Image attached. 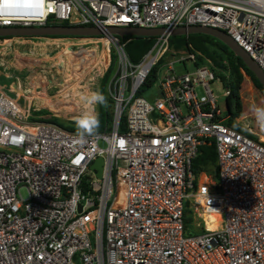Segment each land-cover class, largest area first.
I'll use <instances>...</instances> for the list:
<instances>
[{"label": "built area", "instance_id": "obj_1", "mask_svg": "<svg viewBox=\"0 0 264 264\" xmlns=\"http://www.w3.org/2000/svg\"><path fill=\"white\" fill-rule=\"evenodd\" d=\"M53 21L102 31L90 37L105 40L106 66L114 54L111 120L79 143L77 129L27 120L0 90V264H264V139L224 122L209 59L195 64L197 51L171 48L161 32L131 61L127 39L106 30L217 27L264 73V0H0V26ZM153 67L158 93L146 97L136 91ZM210 143L212 184L190 170ZM188 197L200 218L192 234L183 233Z\"/></svg>", "mask_w": 264, "mask_h": 264}, {"label": "rangeland", "instance_id": "obj_2", "mask_svg": "<svg viewBox=\"0 0 264 264\" xmlns=\"http://www.w3.org/2000/svg\"><path fill=\"white\" fill-rule=\"evenodd\" d=\"M104 39H100L97 41H92L89 43L82 44H74L73 48L70 52L74 54L81 50H86L83 54L85 59L79 61L76 65L71 66L72 62L77 61V58L71 54H61L59 57V50L56 48L51 50L49 53H38L41 58L39 59V63L27 73L26 77L40 79L37 82L38 89L46 88L50 96L43 95L39 101H37V97L33 96L31 100V104H36L41 107L42 105L47 106V99L50 98V106L44 107L47 110L44 111V115H52L57 118H60L65 121L73 122L72 125H75V119L77 116L81 114L83 111L84 105L81 101L80 97L85 94H90L92 91H97L99 86V79L106 68V45L104 43ZM49 48V47H48ZM112 49L111 45L108 47ZM58 50V51H57ZM89 52V53H88ZM102 54V55H101ZM101 55V56H100ZM63 58V60H61ZM81 59V58H80ZM71 60V62H70ZM187 66H191V62H187ZM76 67V68H75ZM175 70H181L182 65L179 62H174ZM77 72L70 75L69 79L66 78L67 74L72 71V69H79ZM55 76L59 78H55ZM52 77V78H51ZM4 83H7L10 78H0ZM0 80V81H2ZM43 81V82H42ZM17 83V82H15ZM14 88L18 90L17 99L20 103L25 104L26 107H29L28 99H24V95L21 92L20 85H13ZM210 86L214 94H216V101L221 108L224 107V95H222L223 86L219 82H210ZM64 91V92H63ZM240 96L242 101V110L241 114L237 116V120L241 122L247 123L250 127L251 131L257 136L260 134H264V128H261L254 115L253 109L256 107H264V96L262 93L256 89L251 83L250 79L247 75H244L243 80L241 82L240 88ZM158 93V85L156 78L152 82V84L147 87L143 95L146 97H152L157 95ZM31 99V97H30ZM30 108V107H29ZM36 108V107H35ZM43 109V108H42ZM36 110H32L31 114L28 115L27 120H29L32 113ZM48 112V113H47ZM89 172H87L88 175ZM202 173L199 174V179L202 180ZM207 181L212 184L216 178V175L210 177L206 175ZM21 193L25 195V190L21 189ZM184 204H186L190 209L191 205V197L184 199ZM192 212V211H191ZM193 217L195 218V222H199V217L192 212ZM185 234V233H184ZM192 234V233H188Z\"/></svg>", "mask_w": 264, "mask_h": 264}, {"label": "trees", "instance_id": "obj_3", "mask_svg": "<svg viewBox=\"0 0 264 264\" xmlns=\"http://www.w3.org/2000/svg\"><path fill=\"white\" fill-rule=\"evenodd\" d=\"M50 24L57 23L55 21L48 22ZM60 23H65L62 21ZM95 35V36H100ZM59 36V35H47ZM74 36V35H67ZM152 35H133L124 34L121 39H127L124 43V50L131 61H137L140 56L149 48L152 42ZM168 43L171 48L180 49L188 48L197 51L195 64L206 62L205 58L209 59L210 67L215 75L219 77V83L228 89V93L224 96V111L226 113L224 122L231 124L236 129L247 133L253 138H257L254 133L248 132L241 124L235 120V117L241 114L242 101L240 96L241 82L244 75H247L253 86L258 89L264 96V89L255 77V75L245 66L241 58L234 54L232 50L225 45L221 40L207 33L191 32L186 34H170ZM69 54V53H68ZM113 52L110 50V61L104 69L100 79L98 91L102 92L106 97V104L97 105L99 113L100 125L97 131L107 129L111 120L110 114V98L105 89L106 81L113 67ZM155 67L151 68L137 88V93L142 94L155 79ZM59 78V77H58ZM44 111H34L29 120H44L56 123L66 129H77L76 125H72L70 121H65L52 115H44ZM190 170L196 176L202 171L206 175L213 178L216 175L215 149L213 144H201L198 152L190 162ZM201 231L199 226L195 225V218L192 215L191 209L184 204L183 207V233H196Z\"/></svg>", "mask_w": 264, "mask_h": 264}, {"label": "crops", "instance_id": "obj_4", "mask_svg": "<svg viewBox=\"0 0 264 264\" xmlns=\"http://www.w3.org/2000/svg\"><path fill=\"white\" fill-rule=\"evenodd\" d=\"M95 41L90 36H67V35H59V36H47V35H7L0 36V78H10L7 83L0 81V90L7 91L11 93L15 98L18 96L17 88H14L13 85H22L21 92L24 95V99H28L30 111L34 109L38 110H47L44 107H48L50 104V98L47 99V106L42 105L43 107L31 104V100L34 96L37 97V101L42 98V96L50 94L46 90V88L38 89L37 82L40 79H34L30 77H26L27 73L37 66L40 62L41 58L38 53H49L51 50L56 48L60 51V55L63 54H71V49L74 44H82L89 43ZM49 47V48H48ZM57 50V51H58ZM86 50H81L74 54H71L77 58V61L81 59H85L83 54ZM89 53V52H88ZM106 53L108 51L106 50ZM41 60V59H40ZM63 60V58H61ZM71 62V60H70ZM78 71V70H77ZM74 71L73 73L77 72ZM52 78V77H51ZM55 78H58L55 76ZM17 82V83H15ZM64 92V91H63ZM31 97V99H30ZM36 99V98H35ZM36 107V108H35ZM43 108V109H42ZM49 108V107H48ZM48 113V112H47ZM33 114V113H32ZM32 116V115H31ZM257 137L261 140L264 139V134L257 135ZM204 176H202L203 178Z\"/></svg>", "mask_w": 264, "mask_h": 264}, {"label": "water", "instance_id": "obj_5", "mask_svg": "<svg viewBox=\"0 0 264 264\" xmlns=\"http://www.w3.org/2000/svg\"><path fill=\"white\" fill-rule=\"evenodd\" d=\"M106 30L116 33L120 36L124 34L133 35H154L161 32L169 34H186L191 32H203L215 36L227 45L234 54L239 56L245 66L255 75L264 89V73L255 63V61L222 29L201 24H190L187 26H177L172 29H166L161 26L142 27V26H106ZM102 31L94 25L84 24H42V25H2L0 26V36L7 35H79L95 36ZM101 156H96L89 164L90 168L95 169V174L100 175Z\"/></svg>", "mask_w": 264, "mask_h": 264}, {"label": "clouds", "instance_id": "obj_6", "mask_svg": "<svg viewBox=\"0 0 264 264\" xmlns=\"http://www.w3.org/2000/svg\"><path fill=\"white\" fill-rule=\"evenodd\" d=\"M83 102V111L75 119L77 128L78 142H85L87 136L95 134L100 125L99 113L97 105L106 104V97L100 91H92L80 97ZM256 121L261 128H264V107H256L253 109Z\"/></svg>", "mask_w": 264, "mask_h": 264}, {"label": "bare ground", "instance_id": "obj_7", "mask_svg": "<svg viewBox=\"0 0 264 264\" xmlns=\"http://www.w3.org/2000/svg\"><path fill=\"white\" fill-rule=\"evenodd\" d=\"M103 44H105L106 45V42L104 41V43ZM102 55V54H101ZM100 55V56H101ZM82 59H80L79 61H81ZM79 61H75V62H72L71 63V66H73V65H76V63L78 64L79 63ZM76 68V67H75ZM77 70H79L80 71V68L79 69H72V71L71 72H69L68 74H67V77L66 78H70L69 76L70 75H72L73 74V72L74 71H77ZM43 82V81H42ZM16 103H17V108H18V110L20 111V112H22L23 114H28L29 113V111H30V108L27 106L26 107V105L25 104H22V103H20L19 101H18V99H17V97H16ZM202 179H204V177L202 178ZM210 216L212 217V218H217L218 216H217V214H214V213H212V214H210ZM215 221H212V222H207V226L208 227H213V226H215Z\"/></svg>", "mask_w": 264, "mask_h": 264}, {"label": "snow or ice", "instance_id": "obj_8", "mask_svg": "<svg viewBox=\"0 0 264 264\" xmlns=\"http://www.w3.org/2000/svg\"><path fill=\"white\" fill-rule=\"evenodd\" d=\"M120 143H121V145H122L124 142H123V141H121Z\"/></svg>", "mask_w": 264, "mask_h": 264}]
</instances>
